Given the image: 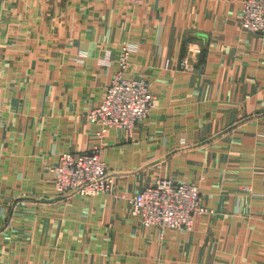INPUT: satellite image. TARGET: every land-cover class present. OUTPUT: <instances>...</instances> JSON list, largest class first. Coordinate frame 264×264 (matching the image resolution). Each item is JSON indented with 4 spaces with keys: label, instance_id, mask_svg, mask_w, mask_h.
<instances>
[{
    "label": "crops",
    "instance_id": "1",
    "mask_svg": "<svg viewBox=\"0 0 264 264\" xmlns=\"http://www.w3.org/2000/svg\"><path fill=\"white\" fill-rule=\"evenodd\" d=\"M242 1L0 0L1 264H264V36ZM125 46L152 109L98 139ZM99 142L113 191L56 196L48 170ZM164 179L199 187L191 231L131 217Z\"/></svg>",
    "mask_w": 264,
    "mask_h": 264
},
{
    "label": "built area",
    "instance_id": "2",
    "mask_svg": "<svg viewBox=\"0 0 264 264\" xmlns=\"http://www.w3.org/2000/svg\"><path fill=\"white\" fill-rule=\"evenodd\" d=\"M240 27L244 32L264 36V0L242 1ZM131 51L129 47H123L100 103L87 114L89 122L97 127L95 134L98 139L110 130H132L151 112L153 96L149 81L139 77L126 78ZM101 65L111 66L109 55L101 60ZM187 65L188 62L183 61L181 68ZM103 156L102 142L88 152L61 154L58 164L48 170L56 196L97 197L111 193L115 179ZM129 204L133 219L146 228L158 231H191L195 218L205 212L199 187L173 179L158 180L136 194Z\"/></svg>",
    "mask_w": 264,
    "mask_h": 264
}]
</instances>
